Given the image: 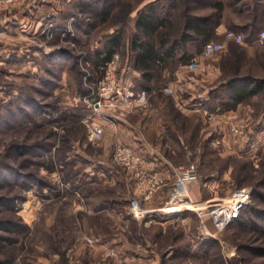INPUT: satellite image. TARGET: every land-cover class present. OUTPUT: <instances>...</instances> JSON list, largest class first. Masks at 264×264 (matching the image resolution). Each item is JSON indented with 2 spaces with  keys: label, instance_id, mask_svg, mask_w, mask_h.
I'll return each instance as SVG.
<instances>
[{
  "label": "rangeland",
  "instance_id": "1",
  "mask_svg": "<svg viewBox=\"0 0 264 264\" xmlns=\"http://www.w3.org/2000/svg\"><path fill=\"white\" fill-rule=\"evenodd\" d=\"M30 1L34 7L27 32L0 37V221L16 223L12 229L0 228L5 239L0 264H264V222L252 213L264 216V82L260 92L235 108L211 111L202 101L222 74L202 84L194 81L204 61L235 57L234 72L238 66V73L264 81V44L254 35L264 28V0H221L220 23L224 31H241L248 39L244 46L234 49L236 42L225 41L223 51L199 56V69L187 71L188 59L181 56L198 54L202 44L191 37L154 69L147 83L130 68V41L138 31L136 11L152 0L2 4L13 9ZM213 1L178 0L171 10V36L179 35L187 4L189 12L202 14L213 12ZM108 5L107 15L98 13ZM224 31L207 39L222 41ZM116 33L119 43L102 61ZM110 65L120 85L146 103L127 113L102 107L101 113H113L111 122L91 108ZM183 77L190 78L188 86ZM166 85L186 116L165 112L163 100L173 98L161 90ZM230 111L234 119L227 117ZM247 116V134L239 139L230 123L243 125ZM97 120L102 132L94 136L90 126ZM128 121L137 130L124 129V144L134 146L141 133L159 143L152 146L154 155L144 157L161 169L165 183L146 200L137 194L134 173L113 160L115 126ZM165 158L172 165L196 163L198 175L188 183V196L174 200L169 195L172 176L169 165L163 168ZM240 187L251 189L240 221L218 230L210 210ZM132 198L144 210L137 216L130 212Z\"/></svg>",
  "mask_w": 264,
  "mask_h": 264
},
{
  "label": "trees",
  "instance_id": "2",
  "mask_svg": "<svg viewBox=\"0 0 264 264\" xmlns=\"http://www.w3.org/2000/svg\"><path fill=\"white\" fill-rule=\"evenodd\" d=\"M177 5L178 0H152L136 11L137 14L135 16L134 24L138 31L131 38L130 46L133 52L134 66L141 71V76L144 78L143 81L146 83L151 79V74L154 69H156L158 65L159 67H161L160 65L163 66L166 63L164 62L165 59L170 57L172 52L181 46L182 42H185L191 37H198L199 40H202V48L204 44L203 42L209 40L207 38H211L215 35L216 26L220 23L222 13L220 11L222 8L221 0H215L211 3L214 8L213 12L202 14L189 12L188 9H190L191 6L187 4L184 12L185 18L180 27L181 31L179 32V35L175 34L174 36H171L173 29H175L174 21L170 18L172 13L171 10L172 8L177 7ZM108 12L109 5L104 6L103 8L101 7L98 13L107 15ZM259 31L255 32V38H257ZM156 34L158 35L157 43V39H155ZM119 40L120 36L117 33L110 36L109 43L107 44L108 46L105 49V55L101 58L102 61L110 58V55L114 52ZM246 40L243 39L245 42ZM245 42H234L235 46H231V48L234 47L235 49L239 48L241 45L244 46L243 44H245ZM221 51H223V49ZM192 55L193 54L188 53L181 57L185 60ZM236 60L237 58L235 57L219 58L217 61L221 67L220 74H222L223 78L219 85L210 89L208 98L202 101L203 106L207 109L211 111H221L235 108L237 103L243 102L263 89L264 81L262 79L255 78L252 74L238 73V66L236 67L237 70H235V72L233 71L231 65ZM228 70L230 72H228ZM146 83H142V87L147 89L150 88ZM166 100L167 103L165 102ZM163 101L165 102L164 110L168 113L167 115L172 112L173 114L176 113V115L186 116L180 108L176 106L172 98L169 97L166 99L165 97ZM173 114L172 116H174ZM171 120L173 121L172 118ZM165 125L166 129L170 130L171 123L169 124L168 122ZM174 138H177L178 140L181 139L180 135H174ZM252 194L254 195L255 192ZM252 213L254 215L256 214V216L264 222V216H261L256 210H253ZM239 218L240 217L235 220L238 219V221H240ZM9 222L10 221L8 220L0 221V228L12 229V227L16 225L14 222ZM253 226L257 229L261 228L256 222ZM3 240L5 239L1 237L0 243Z\"/></svg>",
  "mask_w": 264,
  "mask_h": 264
},
{
  "label": "built area",
  "instance_id": "3",
  "mask_svg": "<svg viewBox=\"0 0 264 264\" xmlns=\"http://www.w3.org/2000/svg\"><path fill=\"white\" fill-rule=\"evenodd\" d=\"M6 3H22L25 0H3ZM231 40L233 42H242L243 33L241 31L227 29L223 33L222 41L206 40L198 54L192 55L185 63V67L192 71H197L200 67V59L211 58L219 53L225 47V41ZM257 40L264 44V28L258 32ZM115 65L106 66L104 78L101 80L98 89L97 96L91 99V108H93V114H102V117L110 121L113 113H101L102 107H117L123 108L124 111L131 112L141 109L145 106L144 98H140L139 94L133 92L128 86L120 85L118 79L114 75ZM129 85V84H128ZM167 94H173L174 91L170 86H164L161 88ZM117 116V115H116ZM228 118H235L234 111L227 113ZM249 116L246 117L243 125H237L230 123V132L237 136L239 139H243L246 133V126L249 127ZM111 122V121H110ZM231 122V121H230ZM91 133L96 136L101 134L102 126L91 125ZM113 160L124 167L126 170H130L137 178L136 191L137 194L146 200L150 198L153 191L165 183V174L152 165V161H149L145 157L137 154L129 145L124 144L121 139L116 138L114 148L112 151ZM169 176H172L169 189V195L174 200H179L188 196V183L195 180L198 175V168L194 161L186 164H169ZM251 189L249 187H240L234 190L231 195L223 198L221 204L218 207L210 210L213 223L215 227L220 230L227 224L239 217L241 209L250 201ZM132 205L130 212L132 215L137 216L144 210L140 205L137 198L131 199ZM196 211L200 214L201 208H196Z\"/></svg>",
  "mask_w": 264,
  "mask_h": 264
},
{
  "label": "crops",
  "instance_id": "4",
  "mask_svg": "<svg viewBox=\"0 0 264 264\" xmlns=\"http://www.w3.org/2000/svg\"><path fill=\"white\" fill-rule=\"evenodd\" d=\"M40 1L45 2V1H48V0H40ZM33 7H34V4L30 1V2H28V3H26V4L22 5V6H18V7H15L13 9H10V8L7 9L5 6H3L2 0H0V37L1 38L8 37L10 39L11 37L14 38L16 33H18V32H19V35L21 34L22 31L27 32L26 31V27L29 25L28 23L31 20L30 14L32 12V8ZM224 28H226V27L223 24L218 23V25L216 26V29H215V34H219V32L224 31ZM184 67H185V65H184ZM130 68L133 70V75L135 77L138 75L139 79H142V80L144 79L141 76V71L138 68H136L134 66V64H130ZM188 70L189 69H187V71ZM220 72H221V67L217 63V61L215 63H213V64L211 62H209V61H204L202 63V68L199 71L200 75L197 77L198 79L195 78L194 81L200 82V83L204 82V81H207V80L210 81L214 77L215 78L217 76L219 77L220 76ZM183 79H184L183 83L188 86V83H189L188 81H189L190 78L186 79V77H183ZM190 83L192 84V82H190ZM176 95L177 94L174 91V93L172 94V97H173L172 99L175 102V104L180 105V101H178ZM183 109H186V108H183ZM186 110H188V112H189V110H191V109L189 108V109H186ZM132 113H134V112H132ZM116 117L119 118L118 116H116ZM96 123H97V125H99L100 123H102V121H98L97 120ZM124 123L122 125H120V123L116 124V126H115L116 127L115 131L117 132V137L116 138H119V139L122 138L121 137L122 136V132L124 133V129H127L126 127L128 125H129V127H132L133 129L137 130V126H135L134 123H131L130 121L126 122V124H124ZM140 132H141V130H140ZM141 134H142V136H140V137H139V134H137V136L135 138L136 139V144L134 146L133 145L132 146L129 145V146L137 154H140L143 157L145 156V154H148V155H151V156L154 155V154H152L153 153L152 152V146L158 147L159 143L153 144V143L149 142L144 137L143 133H141ZM142 137H144V138H142ZM121 141L124 142L123 139H121ZM162 162H164V164H163L164 167L163 168L167 169L168 168L167 165L170 164L169 161L165 158V159H162ZM157 168H159V167H157Z\"/></svg>",
  "mask_w": 264,
  "mask_h": 264
}]
</instances>
